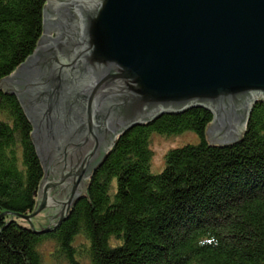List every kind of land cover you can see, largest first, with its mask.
I'll list each match as a JSON object with an SVG mask.
<instances>
[{"label": "water", "instance_id": "water-1", "mask_svg": "<svg viewBox=\"0 0 264 264\" xmlns=\"http://www.w3.org/2000/svg\"><path fill=\"white\" fill-rule=\"evenodd\" d=\"M0 88L17 97L44 172L35 211L11 216L49 233L126 130L199 107L213 116L210 144L239 139L264 100V0H46L36 49ZM54 187L61 209L39 229L31 219Z\"/></svg>", "mask_w": 264, "mask_h": 264}, {"label": "trees", "instance_id": "trees-1", "mask_svg": "<svg viewBox=\"0 0 264 264\" xmlns=\"http://www.w3.org/2000/svg\"><path fill=\"white\" fill-rule=\"evenodd\" d=\"M45 4L0 0V82L36 49ZM212 120L197 107L126 130L61 224L39 234L14 216L35 211L43 167L17 97L0 88V264H42L46 242L66 264H264V100L231 144H210ZM189 132L198 142L151 173V137Z\"/></svg>", "mask_w": 264, "mask_h": 264}, {"label": "rangeland", "instance_id": "rangeland-1", "mask_svg": "<svg viewBox=\"0 0 264 264\" xmlns=\"http://www.w3.org/2000/svg\"><path fill=\"white\" fill-rule=\"evenodd\" d=\"M50 37H55L54 33L49 34ZM198 142L197 137L193 133H183L176 137H161L159 135H153L151 137V150H152V159H151V166L150 171L153 174L160 173L164 168V156L168 152V150L172 148L182 147L186 144H196ZM57 187L51 188L49 191L50 197L53 199H57L59 195V190ZM56 191V192H55ZM55 192V193H54ZM64 196H61L60 199H63ZM59 200V199H58ZM38 204V200H37ZM37 207V206H36ZM61 208L50 206L39 213L37 216L31 219V221L36 224L39 229L46 228L48 226H52L56 219V215L58 214ZM18 224L28 226V223L16 219L15 220ZM54 249L55 246L52 242H46L41 246L39 252L42 255V264H66L63 260L54 258Z\"/></svg>", "mask_w": 264, "mask_h": 264}, {"label": "bare ground", "instance_id": "bare-ground-1", "mask_svg": "<svg viewBox=\"0 0 264 264\" xmlns=\"http://www.w3.org/2000/svg\"><path fill=\"white\" fill-rule=\"evenodd\" d=\"M47 204L48 206L56 205V203L51 199L49 194H47Z\"/></svg>", "mask_w": 264, "mask_h": 264}, {"label": "flooded vegetation", "instance_id": "flooded-vegetation-1", "mask_svg": "<svg viewBox=\"0 0 264 264\" xmlns=\"http://www.w3.org/2000/svg\"><path fill=\"white\" fill-rule=\"evenodd\" d=\"M3 83H7V85H9L11 82L9 80H5Z\"/></svg>", "mask_w": 264, "mask_h": 264}]
</instances>
